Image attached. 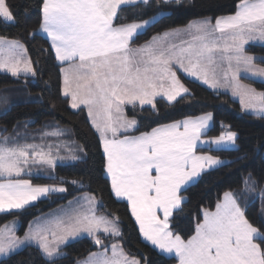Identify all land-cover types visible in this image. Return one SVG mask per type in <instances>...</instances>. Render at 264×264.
<instances>
[{"label": "snow or ice", "instance_id": "snow-or-ice-1", "mask_svg": "<svg viewBox=\"0 0 264 264\" xmlns=\"http://www.w3.org/2000/svg\"><path fill=\"white\" fill-rule=\"evenodd\" d=\"M137 2L42 0L39 29L50 39L55 59L64 65L60 68L62 94L70 97L72 109L86 106L90 126L103 147L111 192L126 198L144 239L173 255L177 264H264V230L249 220L240 202L246 192L255 191L258 181L251 173L244 178L243 189L225 191L214 210H203V219L195 224L192 235L185 238L170 227L173 211L185 199L179 195L182 186L224 164L218 156L198 154L197 147L235 146L237 133L227 130L202 139L213 118L207 112L128 135L138 121L125 112L126 105L137 103L158 112L157 97L175 103L190 95L177 75L182 71L213 90L230 88L239 96L242 108L264 114V91L240 79L245 75L264 83V67L255 63L264 57L246 52L249 42H264V0H239L234 14L217 17L215 23L211 18L191 21L133 46L135 37L157 20L153 16L116 23L122 6ZM139 2L147 5L149 0ZM0 17L16 22L8 0H0ZM27 52L20 40L0 36V70L13 77L35 76ZM62 135L60 129L43 132L41 143H28L19 133L0 138V212L22 210L50 193L67 191L21 178L34 166L55 169L63 159L61 145L43 141ZM260 195L264 197V191ZM100 203L95 195L86 193L70 201L67 210L30 222L23 237L5 224L0 229V255L8 256L26 242H34L51 260L61 255V245L86 233L101 251L89 253L76 264H142L121 243L108 244L101 238L103 234L118 241L123 234L118 215H97Z\"/></svg>", "mask_w": 264, "mask_h": 264}, {"label": "trees", "instance_id": "trees-1", "mask_svg": "<svg viewBox=\"0 0 264 264\" xmlns=\"http://www.w3.org/2000/svg\"><path fill=\"white\" fill-rule=\"evenodd\" d=\"M15 17V23L6 22L0 17V36L17 39L27 49L36 69V75L13 77L0 72V89H20L27 85L28 98H34L10 104L0 113V134L6 133L26 139V142L41 143L43 132L60 129L63 135L48 137L43 142L60 144V155L63 159L57 162L55 169H49L48 175H24L33 183L63 184L66 192L52 193L48 198L22 210L0 213V224L17 218L20 222L19 232H23L29 221L39 213L66 203L82 191L93 193L98 201V212L116 214L120 218L122 238L118 241L131 256L138 257L142 264H176L173 255H165L147 243L140 235L126 201L114 196L105 172V156L100 139L90 126L83 107L72 109L69 98L61 92V64L49 41L39 32L42 0H8ZM239 0H171L167 4L162 0H151L147 5L142 2L122 6L116 23L148 19L159 11L162 14L156 22L151 23L133 40L139 45L156 33L187 25L194 19L232 14L236 11ZM246 52L264 57V44L250 43ZM255 63L264 67V59ZM179 77L190 90V95L178 98V102L169 103L162 98L156 99L158 112L151 106H126L127 116L137 118L138 125L134 131L140 133L151 130L160 124H167L188 116L213 114L212 124L206 136H217L227 128L237 133L234 147L212 148L198 147V152L218 156L224 164L207 170L201 176L186 185L179 195L185 198L179 208L173 211L170 227L185 238L192 235L195 224L202 220L203 210H212L225 191L243 189V180L249 173L254 180V192H246L241 197V207L246 209L249 220L264 230V115L242 111L237 100L227 91L212 90L203 84L179 74ZM242 81L264 91V83L254 78L241 76ZM24 90V89H23ZM35 138V139H34ZM22 139L21 142H25ZM72 156L78 159H71ZM54 177L53 179L48 178ZM78 181L72 184L71 181ZM105 243L117 241L106 238ZM100 249L95 246L91 237H79L60 248L62 254L51 260L45 257L35 245H26L21 249L0 259V264H75L77 260L87 257L89 253ZM101 250V249H100Z\"/></svg>", "mask_w": 264, "mask_h": 264}, {"label": "rangeland", "instance_id": "rangeland-1", "mask_svg": "<svg viewBox=\"0 0 264 264\" xmlns=\"http://www.w3.org/2000/svg\"><path fill=\"white\" fill-rule=\"evenodd\" d=\"M149 1H151V0H149ZM162 1H164V0H162ZM169 1H171V0H168V2ZM138 2H139V0H138ZM130 5V4H129ZM162 14V12L161 11H159L156 15H154V16H156V17H159L160 15ZM232 14H234V13H232ZM232 14H227V15H220V16H218V17H221V16H228V15H232ZM151 18H152V16H151ZM150 18V19H151ZM205 18H210V17H205ZM217 18V17H216ZM216 18H214V19H212V22L213 23H215V19ZM201 19H204V18H200V19H194V20H192V21H195V20H201ZM188 25V24H187ZM186 26V25H185ZM181 27H184V26H181ZM143 31V30H142ZM250 43H261V44H264L262 41H259V40H256V41H251V42H249V44ZM54 54H55V52H54ZM249 54V53H248ZM250 55H251V53H250ZM253 56H255V57H261L260 55H257V54H252ZM263 67V66H262ZM0 72H3V70H0ZM10 74V73H9ZM179 74H181V75H183V76H185L186 77V74H183L182 73V71H177V75H178V77H179ZM242 76H245V75H242ZM248 77V76H247ZM180 78V77H179ZM187 78V77H186ZM249 78H251V77H249ZM190 79H193V78H190ZM255 80H259V78H254ZM180 80H181V78H180ZM194 80V79H193ZM181 82L183 83V81L181 80ZM199 83H201V84H203L202 82H199ZM241 83H243V84H248V83H246V82H244V81H242L241 80ZM184 84V83H183ZM185 85V84H184ZM248 85H250V84H248ZM21 86V88L20 89H15V88H6V89H0V113L2 112V111H4V110H6L8 107H10V104H12V103H16V102H21V101H27V100H30V99H32V98H34V94H33V96H31L30 98H28L29 97V95H27V90H29V89H27L28 87H27V85H25V84H21L20 85ZM204 86H206V87H208L207 85H204ZM252 86V85H251ZM253 87V86H252ZM209 89H211L210 87H208ZM24 89V90H23ZM27 89V90H26ZM213 90V89H212ZM216 90H218V91H227L230 95H231V97L232 98H234L235 100H237L238 102H239V104H240V107H241V109H242V111H244V112H247V113H253V114H256V115H264V114H257L254 110H252V109H244V108H242V106H241V103H240V98H239V96H234L233 95V93H232V90L230 89V88H219V89H216ZM258 91H260V90H258ZM157 98H160V97H157ZM163 100H165L166 101V98H162ZM6 101V102H5ZM136 105H139V104H136ZM128 106H132V105H128ZM140 106V105H139ZM144 106H146V105H144ZM128 118H132V117H129L128 116ZM137 119V118H136ZM209 130V129H208ZM227 130H229V129H227V128H225V129H223V131H227ZM20 134V133H19ZM4 136H10V134H8V133H6L5 135H3V134H0V138H2V137H4ZM12 136H15V135H12ZM218 136V135H217ZM210 139L212 138V137H215V136H208ZM206 146V145H205ZM211 147H217V146H215V145H211ZM223 147H225V148H228V147H232L231 145H225V146H223ZM60 160H58L57 162H59ZM47 166H45V167H33L32 168V172L30 173V174H25V175H48L49 174V170L46 168ZM22 179H28V180H30L28 177H24V175L21 177ZM33 183V182H32ZM192 183V182H191ZM34 185H37V184H39V185H56V186H62V187H64L65 188V186L63 185V184H59V183H57V184H50V183H33ZM186 186V185H185ZM185 186H182V188H181V190L185 187ZM86 193H89V194H93V193H91V192H88V191H82V192H80V193H77L78 195H76L75 197H73V198H71V199H69V200H67L66 201V203H62V204H59V205H57V206H55V207H53V208H51V209H49L48 211H45V212H42V213H39L38 215H36L35 217H33L30 221H29V223L30 222H32V221H35L37 218H40V217H45V218H51L50 217V214H59L58 213V210H60V209H64V210H67L68 208H69V202L70 201H74L77 197H80V196H83L84 194H86ZM50 194H52V193H50ZM50 194L46 197V198H48L49 196H50ZM94 195V194H93ZM223 197V196H222ZM222 197H221V199H222ZM41 199H44V198H41ZM40 200V199H39ZM37 201H35V202H33L32 204H34V203H36ZM27 207V206H26ZM215 209V207L212 209V210H214ZM12 211H18V210H12ZM0 213H3V212H0ZM97 215H107L106 213H103V212H98V205H97ZM203 219V218H202ZM29 223L27 224V226H26V228H25V230L23 231V232H19V227H20V222H19V220L17 219V218H12V219H10L9 221H6V222H4L3 224H0V229H2L4 226H5V224H9L10 226H12L14 229H15V231H16V234L18 235V236H20V237H23V235H24V233L28 230V227H29ZM121 228V227H120ZM83 236H87V234L86 233H83V234H81L79 237H83ZM79 237H76V238H74V239H70L69 241H67L65 244H67V243H69V242H71V241H73V240H75V239H77V238H79ZM114 242H119V241H114ZM113 243V242H112ZM120 243V242H119ZM35 245L36 247H37V245L34 243V242H26L24 245H21L18 249H16L15 251H17V250H19V249H21L22 247H24V246H26V245ZM65 244H63V245H61V247L62 246H64ZM38 248V247H37ZM14 251V252H15ZM60 252H61V254H62V251L60 250ZM126 252V251H125ZM11 254V253H10ZM129 255V254H128ZM60 256V255H59ZM129 256H131V255H129ZM4 257H7V256H2V255H0V259H2V258H4ZM58 257V256H57ZM53 258H55V257H53ZM86 257H84V258H82V259H80V260H83V259H85ZM137 259H139L138 257H136ZM76 264V263H75ZM177 264V263H176Z\"/></svg>", "mask_w": 264, "mask_h": 264}, {"label": "crops", "instance_id": "crops-1", "mask_svg": "<svg viewBox=\"0 0 264 264\" xmlns=\"http://www.w3.org/2000/svg\"><path fill=\"white\" fill-rule=\"evenodd\" d=\"M42 14V13H41ZM149 20H150V18H148ZM185 27V26H184ZM39 32H40V34H42L45 38H47V40L49 41V43H50V45H51V41H50V39L47 37V34L46 33H44L43 31H41L40 29H39ZM162 33V32H161ZM144 43V42H143ZM143 43H141V44H143ZM264 43V42H263ZM140 45V44H139ZM133 46H136V45H134L133 44ZM247 46V45H246ZM54 51V50H53ZM257 64V63H256ZM258 65V64H257ZM64 65H61V67H63ZM258 66H260V67H262L261 65H258ZM4 72V71H3ZM62 87H63V75H62V73H61V92H62ZM69 98V104H70V97H68ZM138 104V103H137ZM127 106V105H126ZM125 106V107H126ZM81 107H83L84 109H85V111H86V114H87V108H86V106H83V105H81ZM202 115V114H201ZM197 116H200V115H196V116H188V117H193V118H195V117H197ZM130 117V116H129ZM184 118H186V117H184ZM184 118H181V119H179V120H182V119H184ZM171 123V122H170ZM211 124H212V120L209 122V128H210V126H211ZM150 131V130H149ZM208 131V130H207ZM96 132V131H95ZM130 132V131H129ZM97 133V132H96ZM128 135H139V133H127ZM97 135H98V137H99V134L97 133ZM202 139H210L208 136H203L202 137ZM28 143H31L30 141H28ZM46 143V142H45ZM101 143V142H100ZM213 146V145H212ZM198 147H211V145H200V146H198ZM197 147V148H198ZM232 147H234V146H232ZM101 148H102V151H103V147H102V144H101ZM212 148H217V147H212ZM222 148V147H221ZM223 148H225V147H223ZM197 151V150H196ZM197 153L198 154H201V153H206V152H198L197 151ZM104 154V153H103ZM208 154V153H207ZM210 155V154H209ZM59 156L61 157V155H60V153H59ZM105 163H106V158H105ZM106 172V171H105ZM107 175V174H106ZM108 177V176H107ZM108 179H109V182H110V178L108 177ZM195 181V180H194ZM114 194V193H113ZM115 196V195H114ZM117 198V197H116ZM118 199H121V200H124V201H126L127 202V200H126V198H118ZM127 204H128V202H127ZM128 206H129V204H128ZM129 210H130V206H129ZM131 212V211H130ZM133 217V216H132ZM133 219L135 220V218L133 217ZM137 224V223H136ZM137 227H138V230H139V226H138V224H137ZM140 233V232H139ZM141 235V234H140ZM141 237L143 238V236L141 235ZM144 239V238H143ZM147 243H149L151 246H153L154 248H156L158 251H160V252H162L158 247H156V246H154V245H152L151 244V242L150 241H147L146 239H144ZM98 251H101L100 249H98V250H95V251H93V252H98ZM163 254H165V255H168V256H170V254H168V253H165V252H162ZM110 254V253H109Z\"/></svg>", "mask_w": 264, "mask_h": 264}]
</instances>
